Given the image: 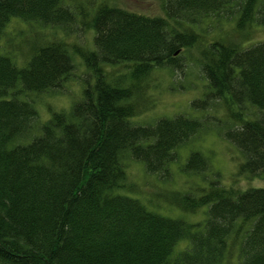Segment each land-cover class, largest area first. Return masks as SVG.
I'll return each mask as SVG.
<instances>
[{
  "label": "trees",
  "instance_id": "obj_1",
  "mask_svg": "<svg viewBox=\"0 0 264 264\" xmlns=\"http://www.w3.org/2000/svg\"><path fill=\"white\" fill-rule=\"evenodd\" d=\"M164 13L101 4L86 21L92 50L40 38L19 67L2 45L11 23L39 27V34L66 31L86 15L65 0H0V264H264V188L241 190L215 175L199 195H153L184 212L205 210L203 220L190 222L134 196L129 178L133 162L170 180L179 149L201 130L185 114L135 120L152 76L181 68L182 53L196 46L209 91L191 105L202 111L209 99L222 101L235 124L225 135L244 157L237 175L264 172V42L246 49L232 39L203 43L200 32L208 18H236L238 31L264 27V0H165ZM71 50L86 68L76 78L80 97L42 122L29 95L72 79ZM36 127L39 135L25 143ZM206 167L191 151L183 171L199 175Z\"/></svg>",
  "mask_w": 264,
  "mask_h": 264
},
{
  "label": "rangeland",
  "instance_id": "obj_2",
  "mask_svg": "<svg viewBox=\"0 0 264 264\" xmlns=\"http://www.w3.org/2000/svg\"><path fill=\"white\" fill-rule=\"evenodd\" d=\"M70 6L77 8L85 13L86 20L77 19L74 25H71L66 31L62 28H46L43 33H37V29L22 23H11L6 28L3 36L4 51L11 52L8 55L19 66L25 62L31 54L29 49L36 42L47 40L67 41L72 46H81L85 49L94 48V31L86 22L95 15L98 6L106 4L111 7H118L130 12L148 17H165V0H65ZM83 17L82 15H80ZM207 24H203L201 32L203 43H209L219 39H232L239 43L243 49L252 47L255 44L264 42V27L254 25L251 29L238 31L236 18H226L223 21L216 18H208ZM44 37V38H43ZM22 50V52H21ZM201 47H194L182 53L181 68L176 70H159L150 79V84L145 88L143 96L140 99L142 110L135 117L138 124H153L159 118H172L176 115L185 114L198 118L202 124L201 130L186 145L179 149L176 161L172 163L171 168L173 176L163 183L156 176L145 172L140 164L131 162L129 168L130 182L137 184L134 196L140 198L148 206L161 211V214L170 217H183L190 222H197L205 218V210H198L196 213L184 212L174 206L163 203L159 197H153L158 194L160 189L169 191H192L199 195L197 189L199 185L206 184L215 175H219L221 183L244 190L248 188H264V172L257 177L238 176V170L244 157L236 145L228 141L227 129L234 128L232 118L228 109L222 101L208 100V106L205 110L193 108L191 105L196 100L207 99L209 88L202 73L198 58ZM3 51V50H2ZM6 52V54H7ZM4 53V52H3ZM14 54L16 56H14ZM72 58L75 64V71L72 79L66 82L62 89L49 91L46 93H33L29 95V100L38 111L40 120L47 121L52 112L69 111L70 107L80 97L81 85L77 77H85L86 68L81 56L71 50ZM16 57V58H15ZM19 61H17V60ZM127 70V69H126ZM109 72H123L124 67L108 68ZM204 105V104H201ZM150 109H149V108ZM249 115L256 114V110L251 109ZM253 117V115H251ZM39 127V126H38ZM33 128L25 143H29L34 137L38 136L39 128ZM191 151H198L207 159L208 167L206 171L199 175L195 172H184L187 157ZM181 246V245H180Z\"/></svg>",
  "mask_w": 264,
  "mask_h": 264
}]
</instances>
